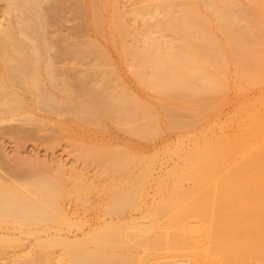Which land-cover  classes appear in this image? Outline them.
I'll use <instances>...</instances> for the list:
<instances>
[{
	"label": "bare ground",
	"instance_id": "1",
	"mask_svg": "<svg viewBox=\"0 0 264 264\" xmlns=\"http://www.w3.org/2000/svg\"><path fill=\"white\" fill-rule=\"evenodd\" d=\"M0 1V264H264V0Z\"/></svg>",
	"mask_w": 264,
	"mask_h": 264
},
{
	"label": "rangeland",
	"instance_id": "2",
	"mask_svg": "<svg viewBox=\"0 0 264 264\" xmlns=\"http://www.w3.org/2000/svg\"><path fill=\"white\" fill-rule=\"evenodd\" d=\"M1 2L2 1H0V11L3 7ZM139 6L140 3L136 0H126L122 3L121 9L129 10ZM88 19L89 17L86 14L76 16L69 14V17L65 22L56 24L53 28H64L69 32L77 30L79 36L84 37L85 31L82 27ZM115 57L118 59V55L115 54ZM60 65L74 67L75 64L69 62L66 64L60 63ZM9 124L10 122L0 124V150L2 151H0V172H2L4 176L10 177L9 165L12 163H18L20 157H22V159L37 158V160L41 159L40 161H46L48 163H54L57 161L56 163H64L66 166L75 163L76 152L68 142L59 137V129L57 126L42 131H35L28 136L17 137L8 132L7 127ZM116 139L121 140L122 138L121 136H118ZM12 157H15V159H11ZM161 171H163V169H159L158 167L157 172L160 173ZM134 215L137 216V214ZM98 218L99 215H94V217H92V219Z\"/></svg>",
	"mask_w": 264,
	"mask_h": 264
}]
</instances>
